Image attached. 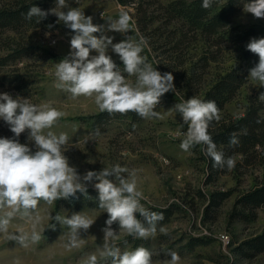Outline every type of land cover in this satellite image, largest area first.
Instances as JSON below:
<instances>
[{
    "label": "rangeland",
    "instance_id": "rangeland-1",
    "mask_svg": "<svg viewBox=\"0 0 264 264\" xmlns=\"http://www.w3.org/2000/svg\"><path fill=\"white\" fill-rule=\"evenodd\" d=\"M16 1L0 0V9L8 8ZM172 1L134 0L135 4L128 6L121 5L117 0H75L67 3L69 7L79 8L85 16H92L94 24L105 28L109 18L117 19L120 12L125 11L130 15L131 28L128 33L106 31L104 34L114 37L113 43L130 35L136 40L143 37L147 46L141 55L147 57V62L161 74L172 73L175 91L165 93L154 109L162 114V119L142 118L139 115L133 118L129 115L93 126L92 117L102 112L95 104L94 96L73 98L70 92L56 87L55 65L68 56L70 39L74 33L65 25L62 29L53 28L55 24L63 23L58 22V17L53 14L49 22L39 26H23L17 31L0 29V59L17 45L42 49L36 56L0 67V93H8L13 98H27L34 105L49 103L64 113L51 129L44 130V134L48 131L57 136L67 134L68 143L62 151H65L69 165L81 176L87 171L99 172L103 168L119 165L128 169L122 173L126 178L135 172L137 189L144 197L140 203L145 209L179 206L171 220L156 226V234L146 239L128 235L119 230L118 222H114L112 228L119 233V239L111 243L119 247L121 252L134 250L136 242L140 240L139 247H145L152 253V264L170 261L169 253L173 251L180 257L178 264H264V253L247 260L237 258L233 252L237 243L264 231V208L258 209L256 220L249 223L233 221L231 216L239 195L261 181L262 169L258 165L250 166L242 170V176L230 171L207 184L204 145H197L187 152L182 150V133L187 130V125H183L179 113L168 111L176 103L190 97L202 98L233 64V48L228 44L219 53L217 62H211L209 67L201 70L199 60L207 50L201 36L191 33L177 46L182 23L176 20L165 22V7ZM56 4L57 0L52 1L50 9L55 8ZM63 11L66 12L67 8ZM231 25L256 27L258 34L254 38H264V19L254 18L250 13H245L243 8L233 17ZM94 35L99 37L101 33ZM215 49L212 47L211 51ZM107 54L120 67L126 80L135 84L136 77L123 72L122 61L110 46ZM90 55L97 53L93 51ZM16 75L21 77L19 82L15 81ZM261 92H264V87L249 78L235 98L224 110L219 111L220 120H234L242 116L248 96L259 97ZM189 93L190 97L187 96ZM89 118L88 121L84 120ZM178 132L181 135H177ZM0 138H14L9 125L2 119ZM18 140L21 144H27L33 152L37 150L34 142L28 139V130ZM87 188L95 189L92 184H88ZM218 191H231V195L211 214L213 217L208 216L204 220L209 195ZM199 192L205 196H200ZM8 210H0V215ZM73 213H80L94 220V223L87 231H80L79 247L69 248L71 229L52 217L60 215L68 218ZM37 215L40 217L39 222H35ZM136 215L140 219V215ZM32 216L33 219H28L17 214L10 221L9 232L30 237L35 223V230L41 239L36 243L29 239L25 247L0 233V264H85L92 254L97 256V264H111L110 258L100 256L104 245L101 229L106 226L105 221L108 219L103 209L86 204L67 205L63 201L59 203V199L51 204L41 200ZM53 224L54 229L50 227ZM161 228L165 231L161 232ZM222 236H226L227 242L222 240ZM191 237L203 238L206 242L188 251L185 245Z\"/></svg>",
    "mask_w": 264,
    "mask_h": 264
},
{
    "label": "clouds",
    "instance_id": "clouds-1",
    "mask_svg": "<svg viewBox=\"0 0 264 264\" xmlns=\"http://www.w3.org/2000/svg\"><path fill=\"white\" fill-rule=\"evenodd\" d=\"M214 0H202V8L212 7ZM67 8V11L63 9ZM243 10L256 19H264V0H249ZM49 14L58 17V22L72 30L70 52L55 65L56 87L70 92L73 98L79 96L93 97L100 111L109 114L135 112L142 118L162 119V114L155 111L161 97L169 91H175L174 76L171 72L161 74L147 57L142 56L147 41L141 37L134 39L131 35L118 43L114 37L107 36L106 31L126 34L130 31L131 17L122 11L117 19L109 18L107 27L93 23L92 16H85L79 8L69 7L66 0H57L56 7L43 11L37 6L29 8L25 19L38 18V22ZM51 27V26H50ZM94 33H101L99 37ZM109 46L119 56L123 72L135 76V84L126 80L120 67L107 54ZM246 48L258 56V63L249 69L248 77L258 81L264 87V38H252ZM95 51L97 55H90ZM258 99L264 102V92ZM169 112L179 113L187 130L182 133L180 148L185 152L197 145H204L205 155L211 158L214 167L235 166L234 160L225 159L224 153L218 151L216 143L209 135V125L219 121V108L215 101H203L191 97L176 103ZM64 115L49 103L34 105L27 98H13L8 93H0V119L9 125L14 138H0V210L9 209L0 215V233L6 239L16 241L27 247L28 241L36 243L41 235L35 230V223L30 237L27 234L16 235L9 232L10 221L19 214L22 218L33 219L32 213L43 200L48 204L53 201L75 197L79 192L87 196V185L92 184L98 192V206L108 214L104 233L102 258H110L111 264H152V253L145 247L121 252L112 241L119 239L112 225L118 222L119 230L136 238H148L157 231V223L164 219L163 213L145 209L140 200L143 193L137 189L135 172L126 178L122 173L128 171L119 165L103 168L101 171H87L81 176L71 167L62 148L68 143V136H58L52 131L44 134L45 129L53 125ZM28 130L29 141L34 142L33 152L27 144H21L19 136ZM97 131V135H98ZM181 135V133H177ZM230 145L238 144L235 134L229 140ZM114 177V179H110ZM143 217L142 222L136 214ZM60 224L71 229L68 247H79L80 231H87L94 223L80 213H73L65 218L56 215ZM39 215L35 222H39ZM147 224V227L145 226ZM53 229L55 225H51ZM161 232L165 230L160 229ZM171 259L165 264H178L180 257L176 252L169 253ZM85 264H97V256L90 255Z\"/></svg>",
    "mask_w": 264,
    "mask_h": 264
},
{
    "label": "trees",
    "instance_id": "trees-1",
    "mask_svg": "<svg viewBox=\"0 0 264 264\" xmlns=\"http://www.w3.org/2000/svg\"><path fill=\"white\" fill-rule=\"evenodd\" d=\"M54 0H17L8 8L0 9V29L19 30L23 26H39L44 22H49L51 15L38 22L37 17L31 20L25 19V14L32 6H37L43 11L50 10V3ZM75 0H66V3ZM121 5H133L134 0H117ZM249 0H214L212 7L209 9L202 8V0H174L165 7V22L172 23L179 21L182 23L180 35L176 45L179 46L189 34L200 35L207 48L206 52L201 55L199 67L205 70L211 62H217L219 53L224 47L230 44L233 48L235 57L233 64L225 70L223 74L213 83L208 91L200 98L203 101H215L219 111L224 110L225 106L230 103L239 91L247 84L249 69L258 63V56L247 50L246 45L250 39L258 34L256 27L241 28L232 26L233 17L243 8ZM55 29L64 28L63 23H57L53 26ZM215 47L214 51L211 48ZM42 49L36 46H19L10 49V52L0 59V67L16 63L24 58L33 57L40 53ZM195 76L197 73L194 72ZM16 82L21 80L16 75ZM198 80H201L198 77ZM190 97L189 95H187ZM188 97V98H189ZM191 98V97H190ZM132 116L135 118V112L126 114L112 113L107 111L100 112L92 117V125L97 126L108 122L115 117ZM84 119L85 121L90 120ZM209 135L217 145L218 151L224 153L225 159L231 157L235 166L232 169L225 167H214L213 161L207 155H204L208 171L206 183H211L216 178L228 172L235 175H243L242 170L250 166L258 165L263 171L261 181L251 189L243 192L236 200L232 212V220L249 223L257 218V210L264 208V102L253 95L248 96L245 113L237 119H221L213 121L209 125ZM235 134L238 144L230 145L229 140ZM205 148V146H204ZM200 196H205L199 192ZM231 191H218L209 195V202L206 207L204 220L208 219L222 203L229 198ZM67 205L80 206H98V192L95 189L87 188V196L79 192L75 197L68 199L61 198L60 202ZM177 205H171L166 208L148 207L149 211L163 213L164 219L157 223V226L169 222L176 213ZM211 212V213H210ZM143 221V217L140 216ZM146 225V223H145ZM140 240L134 246L139 247ZM205 239L191 237L186 243V249L192 251L197 245L204 244ZM234 254L240 259H253L264 253V231L249 239L243 240L233 249Z\"/></svg>",
    "mask_w": 264,
    "mask_h": 264
},
{
    "label": "built area",
    "instance_id": "built-area-1",
    "mask_svg": "<svg viewBox=\"0 0 264 264\" xmlns=\"http://www.w3.org/2000/svg\"><path fill=\"white\" fill-rule=\"evenodd\" d=\"M223 241L227 242V238H225L224 236L221 237Z\"/></svg>",
    "mask_w": 264,
    "mask_h": 264
},
{
    "label": "bare ground",
    "instance_id": "bare-ground-1",
    "mask_svg": "<svg viewBox=\"0 0 264 264\" xmlns=\"http://www.w3.org/2000/svg\"><path fill=\"white\" fill-rule=\"evenodd\" d=\"M226 238V236H224ZM229 241V240H228Z\"/></svg>",
    "mask_w": 264,
    "mask_h": 264
}]
</instances>
